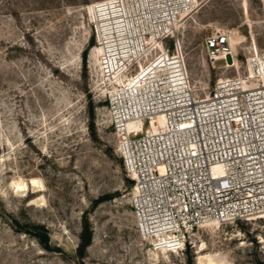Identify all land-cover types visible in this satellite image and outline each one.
<instances>
[{
    "label": "rangeland",
    "instance_id": "1",
    "mask_svg": "<svg viewBox=\"0 0 264 264\" xmlns=\"http://www.w3.org/2000/svg\"><path fill=\"white\" fill-rule=\"evenodd\" d=\"M97 1L0 0V264H199L203 244L205 264H264V218L203 227L185 252L155 258L129 201L134 182L91 42L86 6ZM199 5L179 34L204 96L218 78L248 73L254 43L264 49V0ZM225 30L234 39L230 67L203 47L206 36ZM21 182L28 187L18 192ZM85 215L92 243L81 257ZM33 226L48 231L49 249L27 231Z\"/></svg>",
    "mask_w": 264,
    "mask_h": 264
},
{
    "label": "built area",
    "instance_id": "2",
    "mask_svg": "<svg viewBox=\"0 0 264 264\" xmlns=\"http://www.w3.org/2000/svg\"><path fill=\"white\" fill-rule=\"evenodd\" d=\"M195 3L102 0L86 6L96 45L123 32L115 50L133 88L116 91L108 82L104 98L134 182L133 213L144 236L178 252L203 227L264 216V49L254 43L248 73L220 77L200 96L179 34L182 14ZM113 5L112 17L94 12ZM230 36L225 30L205 37L211 60L230 56L234 64ZM127 52L130 59L122 55ZM102 59L107 70L108 56Z\"/></svg>",
    "mask_w": 264,
    "mask_h": 264
},
{
    "label": "bare ground",
    "instance_id": "3",
    "mask_svg": "<svg viewBox=\"0 0 264 264\" xmlns=\"http://www.w3.org/2000/svg\"><path fill=\"white\" fill-rule=\"evenodd\" d=\"M195 6L194 8L189 11V12H185L182 14V19H181V25L182 23H184L186 20H188L194 13L197 12L198 8L200 7L199 5V0H195ZM99 11V12H98ZM113 11L115 12V14L117 13V7H114L113 5V9H108L106 10L104 7H100L98 8V10H94L95 13H101L102 14V17L106 16L107 18L109 17H112L113 16ZM104 14V15H103ZM180 25V26H181ZM123 32H118L116 33V35H112L110 41L105 45H98L97 48H96V53H97V56H98V59H99V65H100V70L102 71V75L108 80V82H110V87L116 91H119L120 87H122V90L126 89L125 87H123L124 85L128 88V87H131L133 88V83L132 82H127V78L125 79L126 77V74H124V68L122 66H120V63L119 61L120 60H123V58H120V59H117V55H116V42L118 41V38H117V34H119L118 36H120L121 38H123L121 35ZM114 37V38H113ZM122 41V40H121ZM230 42H231V45H232V48L234 49V39H233V34H232V31H231V36H230ZM132 51V50H131ZM131 52H127V53H124L122 55H124L125 57L128 56ZM108 56V69L106 70V66H104V62H103V56ZM121 55V54H120ZM131 56L129 55L128 59H130ZM228 66H233L235 64H231V57L228 56ZM230 58V60H229ZM234 61H235V58H234ZM117 62V64H116ZM109 71V72H107ZM107 72V73H106ZM143 72H145V68H143ZM253 73V71H252ZM105 83H106V80H105ZM106 87V86H105ZM109 88V87H108ZM131 121H129V125H131ZM158 125L160 127L164 126L165 125V118L163 115H160L159 118H158ZM157 125L155 124L154 127H156ZM31 184H38L39 183V180L36 179V178H32ZM17 186V191L20 190V191H25L28 187V184L26 182H21V183H17L16 184ZM36 186V185H35ZM43 187V186H42ZM18 191V192H20ZM25 193V192H24ZM32 201V200H31ZM261 218H264L261 217ZM216 226L219 227V225L215 224ZM146 238H151L153 240V254L155 256V258L159 259L161 257V254H164L167 256V254L169 252H172V253H177L178 251L175 249V250H172L171 248H168L167 246H163V244H160L161 241L159 240V238L157 237H147L145 236ZM205 245L203 244L202 246H200L199 248V252L201 253L200 257H199V264H205V259H207V256L203 253V251L205 250ZM211 260V263L212 264H219V261L218 260H215L213 258H210Z\"/></svg>",
    "mask_w": 264,
    "mask_h": 264
},
{
    "label": "trees",
    "instance_id": "4",
    "mask_svg": "<svg viewBox=\"0 0 264 264\" xmlns=\"http://www.w3.org/2000/svg\"><path fill=\"white\" fill-rule=\"evenodd\" d=\"M91 42L95 43V38H92ZM87 53H88V50L85 49L83 51V61L85 63L87 60ZM91 114L92 116L94 115V111L92 108H91ZM128 182L131 183L132 180H128ZM27 229L29 233L34 234L40 240V242L45 246V248L47 249L50 248L48 231L43 226H33ZM91 243H92V229L90 226L88 215H85L84 220H83V229L81 233V242L78 246V253L81 257L85 255V251Z\"/></svg>",
    "mask_w": 264,
    "mask_h": 264
}]
</instances>
